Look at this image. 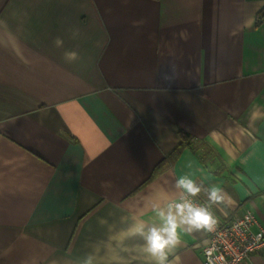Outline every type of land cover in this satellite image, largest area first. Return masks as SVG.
<instances>
[{"label":"crops","instance_id":"obj_1","mask_svg":"<svg viewBox=\"0 0 264 264\" xmlns=\"http://www.w3.org/2000/svg\"><path fill=\"white\" fill-rule=\"evenodd\" d=\"M262 11L264 0H0V264H66L109 226H160L148 200L178 198L181 177L195 198L232 197L209 202L218 221L249 211L264 228ZM178 232L169 259L202 264L205 230ZM244 264H264V248Z\"/></svg>","mask_w":264,"mask_h":264},{"label":"clouds","instance_id":"obj_2","mask_svg":"<svg viewBox=\"0 0 264 264\" xmlns=\"http://www.w3.org/2000/svg\"><path fill=\"white\" fill-rule=\"evenodd\" d=\"M182 39H187L185 33H181ZM57 46L62 44L59 37L55 41ZM69 60L77 58L76 52L66 53ZM257 113H253L256 118ZM177 186L189 195H196L201 187L187 177H181ZM209 199L214 203H222L227 197H232L223 189L213 187L208 193ZM163 202L165 206H161ZM150 206L156 210L162 223L160 226L148 224L134 217V223L127 228L112 231L109 226V234L105 240L97 241L91 245L89 252L82 260L68 261L66 264H133V261L147 260L150 264H173L169 256L180 243L178 229L213 231L217 220L216 217L204 207H197L188 200L181 203L169 201L167 194L156 193L148 200ZM101 224L107 221L101 219ZM134 237H140L144 243L137 247H130L126 242Z\"/></svg>","mask_w":264,"mask_h":264},{"label":"built area","instance_id":"obj_3","mask_svg":"<svg viewBox=\"0 0 264 264\" xmlns=\"http://www.w3.org/2000/svg\"><path fill=\"white\" fill-rule=\"evenodd\" d=\"M185 199L210 211L209 196L201 200L184 191L173 201L181 203ZM253 226H258V221L249 211L242 216L217 220L213 231H205L207 242L202 248V264H244L253 252L264 248V228L253 231Z\"/></svg>","mask_w":264,"mask_h":264},{"label":"trees","instance_id":"obj_4","mask_svg":"<svg viewBox=\"0 0 264 264\" xmlns=\"http://www.w3.org/2000/svg\"><path fill=\"white\" fill-rule=\"evenodd\" d=\"M263 18H264V12L262 11V12L259 14V16H258L257 23H258V22H261V21L263 20ZM182 136H185V135L183 134ZM182 144H184V142H183Z\"/></svg>","mask_w":264,"mask_h":264}]
</instances>
